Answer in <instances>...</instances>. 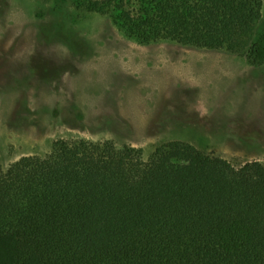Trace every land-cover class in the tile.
I'll return each mask as SVG.
<instances>
[{
	"label": "trees",
	"instance_id": "obj_1",
	"mask_svg": "<svg viewBox=\"0 0 264 264\" xmlns=\"http://www.w3.org/2000/svg\"><path fill=\"white\" fill-rule=\"evenodd\" d=\"M45 1V0H39ZM139 43L245 54L258 0H71ZM0 264H264V163L170 141L145 159L111 141H56L0 164Z\"/></svg>",
	"mask_w": 264,
	"mask_h": 264
},
{
	"label": "rangeland",
	"instance_id": "obj_2",
	"mask_svg": "<svg viewBox=\"0 0 264 264\" xmlns=\"http://www.w3.org/2000/svg\"><path fill=\"white\" fill-rule=\"evenodd\" d=\"M245 54L139 43L71 0H0V164L59 140L111 141L147 159L170 141L264 163V0Z\"/></svg>",
	"mask_w": 264,
	"mask_h": 264
}]
</instances>
